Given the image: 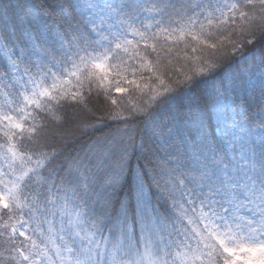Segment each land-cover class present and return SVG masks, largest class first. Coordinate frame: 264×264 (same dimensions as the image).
Listing matches in <instances>:
<instances>
[{"label":"snow or ice","instance_id":"obj_1","mask_svg":"<svg viewBox=\"0 0 264 264\" xmlns=\"http://www.w3.org/2000/svg\"><path fill=\"white\" fill-rule=\"evenodd\" d=\"M0 264H264V0H0Z\"/></svg>","mask_w":264,"mask_h":264}]
</instances>
